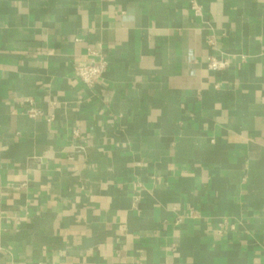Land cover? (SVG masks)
<instances>
[{
	"label": "crops",
	"instance_id": "obj_1",
	"mask_svg": "<svg viewBox=\"0 0 264 264\" xmlns=\"http://www.w3.org/2000/svg\"><path fill=\"white\" fill-rule=\"evenodd\" d=\"M263 59L264 0H0V264H264Z\"/></svg>",
	"mask_w": 264,
	"mask_h": 264
},
{
	"label": "built area",
	"instance_id": "obj_2",
	"mask_svg": "<svg viewBox=\"0 0 264 264\" xmlns=\"http://www.w3.org/2000/svg\"><path fill=\"white\" fill-rule=\"evenodd\" d=\"M192 9L197 14L199 13L198 7L192 3ZM207 43L210 46L214 45L213 37L207 39ZM88 54L90 56L86 61L76 63L74 65V77L84 86L92 87L96 84L101 78L106 69L108 68V62L104 57V54L94 49H88ZM264 60V59H263ZM264 63V61H263ZM207 69L212 72H218L226 69L229 65L227 57H216L210 56L206 61ZM28 108L25 111V114L32 119L43 117L45 114L39 109L33 106L31 100H25ZM47 120H50L51 117L45 116Z\"/></svg>",
	"mask_w": 264,
	"mask_h": 264
}]
</instances>
